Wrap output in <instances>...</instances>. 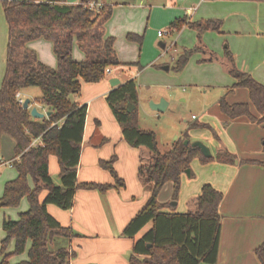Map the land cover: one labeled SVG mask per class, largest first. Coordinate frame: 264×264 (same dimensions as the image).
<instances>
[{"label": "trees", "instance_id": "obj_1", "mask_svg": "<svg viewBox=\"0 0 264 264\" xmlns=\"http://www.w3.org/2000/svg\"><path fill=\"white\" fill-rule=\"evenodd\" d=\"M89 1L99 0H80L74 5L68 4L67 0H1L9 34L6 70L0 88V151L4 135L15 141L17 159L12 166L18 175L6 183L0 206L2 202L6 207H18L23 198L30 206L18 220L8 219L3 223L6 238L1 243V254L11 240L14 241L12 255L23 254L31 242L28 259L16 264H70L73 252L58 242L61 237L71 238L73 231L62 226L49 213L47 206L53 204L63 210H71L79 187L77 168L87 106L72 101L71 97L80 94L83 83L102 81L110 68L121 65H138L141 68L139 64L120 62L114 49V38H105V23L111 18L112 5L102 0L101 6L92 9ZM222 24L221 19L193 22L188 16L172 22L170 27L175 32L188 27L198 36V44L194 48L182 50L174 71H183L195 53L204 51L202 34L205 31L219 32ZM40 38L52 41L58 59L56 69L42 63L37 53L28 47L30 41ZM74 39L86 55L82 61L72 57ZM128 39L142 42V37L138 36L129 35ZM225 56L231 65L229 74L236 81L231 90L245 88L260 117L251 115L248 103L230 104L225 97L219 101L221 112L231 120L245 116L264 125V85L237 68L228 47ZM35 87L39 88L41 96L32 102L52 112L49 117L34 119L30 109H24L16 99L17 92L25 94ZM138 97L134 80L118 85L106 97L126 142L132 147H145L152 156L148 165L139 166V179L151 190V195L125 227L123 235L135 238L149 223L152 225L135 240L129 264H216L221 231L218 208L223 193L211 184H204L192 202L195 211L185 213L164 212L167 204L159 202L158 195L164 185L171 182L173 200H177L181 177L191 169L194 159H199L202 164L216 161L234 165L237 157L221 146L216 156L207 158L198 148L184 145L187 135L178 139L169 151L160 152L155 132L139 127ZM129 104L134 106L132 111L127 110ZM199 127L211 129L206 124ZM35 140L42 144L34 145ZM51 156L58 160L59 184L54 182L49 172ZM105 166L113 172L109 164ZM113 174L116 185L123 186L121 179ZM82 186L96 187L100 191L112 187ZM43 192L45 196L41 201ZM256 255L264 264V243L256 249ZM9 257L6 255L0 264H11Z\"/></svg>", "mask_w": 264, "mask_h": 264}, {"label": "crops", "instance_id": "obj_2", "mask_svg": "<svg viewBox=\"0 0 264 264\" xmlns=\"http://www.w3.org/2000/svg\"><path fill=\"white\" fill-rule=\"evenodd\" d=\"M79 1L67 0V3L74 5ZM103 1L113 7L111 18L105 23V38H114V49L120 62L139 64L141 68L138 65H121L110 68L102 81L83 83L80 94L71 97L72 101L87 106L81 156L77 168L79 187L76 190L71 210H63L53 204L47 206L49 213L62 226L71 228L73 231L74 235L71 238H66L69 243L67 241L60 243V240L58 242L60 246L73 252L70 264H129L135 240L152 225L149 223L135 238L123 235L125 227L145 206L151 195V190L147 189L139 179V166L141 164L148 165L152 156L145 147H132L124 139L122 129L106 101L108 93L115 88L110 85L111 79H118L119 85L134 80L137 86L138 84L139 86L156 84L167 88L165 92L174 93L179 90L181 93L186 88L185 84H199L202 88L208 87L207 74L212 73V76L214 72L219 71L222 76L230 77V84H232L226 89V95L230 102L226 101L231 104L249 101L251 109H254V113L257 114L255 116L260 117L245 88L231 90L236 81L229 74L231 65L225 56V50L227 47L229 48L238 69L249 73L256 81L264 85V1ZM186 16L193 22L221 19L223 24L219 32L205 31L202 34L204 51L195 53L179 76H171L168 75L170 66L168 71L165 70V57H163L168 43L162 41L164 37H159L157 32L161 28H167L168 25L169 29L175 32L170 27L172 22ZM178 34L177 41L181 43L191 38V42L187 43L189 47L197 41V32L191 28L184 27ZM129 35L142 37V42L129 40ZM226 41L228 45L221 47ZM160 42L165 45V48H161ZM27 45L37 53L42 63L55 69L58 67V59L53 51L52 41L40 38L30 41ZM217 52L223 55L222 59L219 57L221 65L216 63L219 62L216 59L215 53ZM72 57L77 61H82L86 57L76 39L73 41ZM157 60L163 63L154 64ZM191 80L199 82L195 83ZM163 95L164 92H152L146 95L148 99H151L150 104L159 103L161 100L167 103L165 111L158 113H164L170 107V103L161 97ZM138 96L139 106L140 102L142 103V98L141 95L138 94ZM181 101L185 102V99H181ZM142 110L144 111V108ZM45 111L49 110L45 108ZM222 115L224 117L221 118L222 120L229 121L228 128L223 127L218 130V133L221 135L224 145L232 153L239 154L241 151L231 130L236 123L238 125L247 124V118L243 116L231 120L225 114L222 113ZM194 118L195 116H192V119ZM251 124L249 125L252 127ZM139 127L148 130L141 126L140 120ZM193 129L197 128L193 127ZM207 130H211L214 136L216 134V141L220 148L223 145L220 136L212 127ZM5 136L7 137V135L2 137L3 141ZM175 142L162 149L159 147L157 139L158 150L162 153L169 151ZM36 144L42 143L38 140ZM16 159V156L8 162L0 159V166L15 169L12 163ZM244 161H236L234 165L208 163L204 165H209L206 166L207 168L201 169L215 171V180L211 183L216 190L223 192V200L218 208L221 216V231L216 264H260L256 249L264 243V166L256 161L246 160L249 161L248 163ZM198 163L202 164L199 159H194L193 165L199 169ZM105 164H109L113 172ZM49 172L55 182L59 181L60 169L55 156H51L49 159ZM113 173L121 179L123 186L116 185ZM17 175L16 171L10 181L16 179ZM205 181V179L198 180V178L194 180L193 173L190 176L183 174L177 200H173V184L166 183L158 195L159 202L167 204L163 211L176 213L195 211L196 208L192 202L200 194ZM29 184L33 187L31 179H29ZM85 184L111 185L112 187L100 191L96 187L82 186ZM43 194H41V199L45 196ZM173 202H176V206ZM27 205L29 206L28 201ZM1 206L4 205L1 203ZM5 220L8 219L4 216L1 224L0 250L1 243L6 238L3 229ZM30 247L31 242L29 241L26 251L19 258H15L12 255L14 242H10L5 252L0 253V262L6 255H10L9 262L11 264L25 261L28 259Z\"/></svg>", "mask_w": 264, "mask_h": 264}, {"label": "rangeland", "instance_id": "obj_3", "mask_svg": "<svg viewBox=\"0 0 264 264\" xmlns=\"http://www.w3.org/2000/svg\"><path fill=\"white\" fill-rule=\"evenodd\" d=\"M37 1H43V0H37ZM159 32L163 33L164 39H162V41L168 43V47L163 54L164 55L163 57H165V61H164V63L166 64L165 67L170 66V71L168 75L179 76L183 71L177 73L174 71L173 67L175 66L176 61L179 58L183 49L185 48L192 49L196 46V42L198 41V36L196 34L197 41L195 42V44L189 47L187 43H189V41L191 42V38L185 40L184 43L177 41L179 32L171 31V29H169V25L167 26V28L159 29L157 34ZM224 45L225 46L228 45V42L226 41V43H223L221 47L222 46L224 47ZM7 47H8V26L0 0V87L2 85V80L6 69L5 64L7 60ZM169 47L170 49H168ZM215 54H216V59L219 60V62L216 63L221 65L220 60L222 59L221 56L223 55H221V53L219 52ZM219 57H221V59ZM161 63L163 62L161 61L158 62L157 60L154 64L159 65ZM221 70L223 71L222 66H221ZM2 73H3V77H2ZM211 74L210 75L207 74L206 82L208 87L202 88V86L199 84H185L184 86L186 88L182 90L183 92L181 91V93L179 92V90L175 91L174 93L165 92L167 91V88H163V86L161 85L152 84V85L139 86L138 84L137 91L142 98V103L140 102L138 106V113H139L138 117L140 123L141 126L155 132L157 139L159 141V145H160L159 147L164 149L163 147H166L167 145H170L171 143L175 142L176 139H182L184 138L185 135H187L188 139L191 142L200 141L206 146H208L212 152V155L216 156L219 150V145L218 142L216 141V136H214V133L211 130H207L204 128L193 129L194 125L199 127L201 125L206 124L211 126L215 130V132H217V134L220 136L221 143L223 144L222 146L227 148V146L224 145V141L221 135L218 133L219 129L223 127L228 128V122H229L227 119L225 120L221 119L224 117L219 109V100L222 97H226V100L230 102L228 96L226 95V89L230 87L232 84H230V77L222 76V74L219 71L214 72L212 76ZM150 79L152 80L151 77ZM191 81L192 82L194 81L195 83L199 82L197 80H191ZM152 92L153 93L164 92V95L161 97L164 98L168 103H170V107L166 112L158 113L151 110L149 103L151 99H148V96L146 95ZM40 96H41V92L39 88L36 87L29 89L24 94L25 100L26 99L31 100V104H30L31 108L36 107L39 112L44 113L46 112L45 107L38 104H34L32 102ZM181 99H185V102L181 101ZM238 103H243V102H238ZM245 103H248L249 106L251 105L249 101H246ZM143 108L144 111L142 110ZM250 113L253 116L255 115L257 116V114L254 113V109H251V106H250ZM192 116H195V118L192 119ZM246 118H247V124L243 123L241 125H238L236 123L233 129L231 130L232 134L236 137L237 140L236 142L241 151V153L239 154H235V153L233 154L236 155L237 161L239 162H242L244 160L245 161L250 160V161L264 163V126L263 124L252 123L249 117ZM249 124H251L252 127ZM14 148L15 146L13 139L11 137L5 136L4 141L2 140V147L0 153L1 161H5V162L10 161L15 156ZM228 151L231 152L229 149ZM193 162H192L191 170L193 173L194 180L197 178L198 180L205 179L206 181L204 184L212 185L211 181L215 180L214 178L215 171L213 169H211L210 171L201 170V169H205V167L209 165L204 166L205 164L202 165L200 163H198L199 164V169H198L197 167H194ZM210 163L218 164V162L216 161ZM262 166H264V164H262ZM15 172H16L15 169L9 168L8 166H0V200L3 197L4 187L6 183L11 180V177L12 175L15 174ZM55 183L59 184V181L56 180ZM42 200L43 199H41V201ZM27 201H28L27 199H22L18 207L0 206V233L2 232L1 224L4 219V216L6 217V219L17 220L21 212L28 210L29 206L27 205ZM25 207L27 208L24 210ZM61 241H64V243H66L67 241L69 243V241L65 237H61L60 243ZM11 242L14 241L11 240ZM13 256L15 258H19L20 255H13Z\"/></svg>", "mask_w": 264, "mask_h": 264}, {"label": "water", "instance_id": "obj_4", "mask_svg": "<svg viewBox=\"0 0 264 264\" xmlns=\"http://www.w3.org/2000/svg\"><path fill=\"white\" fill-rule=\"evenodd\" d=\"M160 46H161V48H165V45L162 42H160ZM165 70L168 71L169 67L168 66L165 67ZM119 83H120L119 80L116 79V78H113V79L110 80L111 87H117L119 85ZM30 104H31V100L30 99H26L24 104H23V108L24 109H30ZM166 106H167V103L165 101H163V100H161L159 103L150 104V108L152 110L157 111V112L165 111ZM133 109H134L133 105L129 104L127 106V110L128 111H132ZM30 111H31V116L34 119H43L44 117H49L51 115V113H52L50 111H47L45 113H41V112L38 111V109L36 107H32L30 109ZM189 144L191 145L192 148H198L205 157L211 158L213 156L210 148L208 146H206L205 144H203L202 142H200V141L190 142L189 139H185L184 140V145H189ZM185 174L190 176L191 169L187 170L185 172ZM173 203H174V206H176V202H173ZM149 247H150V245H149Z\"/></svg>", "mask_w": 264, "mask_h": 264}, {"label": "built area", "instance_id": "obj_5", "mask_svg": "<svg viewBox=\"0 0 264 264\" xmlns=\"http://www.w3.org/2000/svg\"><path fill=\"white\" fill-rule=\"evenodd\" d=\"M89 6L90 8L92 9H97L98 6H101L103 3H102V0H99L98 2H95V1H89ZM158 36L159 37H162L163 36V33L162 32H159L158 33ZM110 70H108L107 72H109ZM16 99L18 101V103L23 106L24 102H25V98L23 96V94L21 92H17L16 93ZM30 109H31V106H30ZM45 113V112H44ZM37 140L34 141V145L36 144Z\"/></svg>", "mask_w": 264, "mask_h": 264}]
</instances>
